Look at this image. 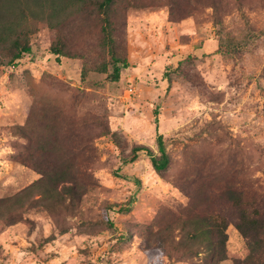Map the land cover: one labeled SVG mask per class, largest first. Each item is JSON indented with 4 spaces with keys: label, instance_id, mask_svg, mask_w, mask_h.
<instances>
[{
    "label": "rangeland",
    "instance_id": "rangeland-1",
    "mask_svg": "<svg viewBox=\"0 0 264 264\" xmlns=\"http://www.w3.org/2000/svg\"><path fill=\"white\" fill-rule=\"evenodd\" d=\"M223 5L219 36L208 0H114V72L92 1H29L31 53L0 51V264H208L194 222L264 200V0ZM158 135L166 169L125 162Z\"/></svg>",
    "mask_w": 264,
    "mask_h": 264
},
{
    "label": "trees",
    "instance_id": "trees-1",
    "mask_svg": "<svg viewBox=\"0 0 264 264\" xmlns=\"http://www.w3.org/2000/svg\"><path fill=\"white\" fill-rule=\"evenodd\" d=\"M29 1L38 8L48 7L56 12L55 9L65 0H0V51L10 56V62L13 64L19 61L24 53H31V48L23 40V28L28 18L38 17V12L29 6ZM77 1L82 4L89 1L94 3L95 12L101 19L102 41L114 72H118L120 68L127 69L129 63L126 58L117 55L113 39L115 14L112 4L114 0ZM208 3L213 10V24L217 28V34L222 36L224 35L223 0H208ZM50 18L49 16L46 19L50 20ZM49 26H51L50 22ZM63 47V44H56L51 48V52L60 55ZM156 145L157 156L148 147L137 145L132 148L125 162H132L139 152L147 151L153 169L163 171L169 165V155L161 135L157 136ZM263 202L264 200L255 197L242 201L239 196H236L227 201L232 211L230 214L221 213L220 209L211 217L194 222V227L198 228L200 234L197 232L191 238L197 240L199 246L205 247V251L208 252V264H221L227 259V228L230 225L244 239L248 251L244 260H235L234 264H264V214L260 210Z\"/></svg>",
    "mask_w": 264,
    "mask_h": 264
}]
</instances>
